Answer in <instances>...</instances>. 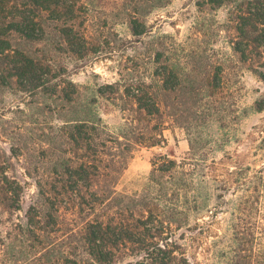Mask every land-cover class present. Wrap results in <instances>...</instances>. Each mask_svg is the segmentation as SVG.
<instances>
[{
  "label": "trees",
  "instance_id": "trees-1",
  "mask_svg": "<svg viewBox=\"0 0 264 264\" xmlns=\"http://www.w3.org/2000/svg\"><path fill=\"white\" fill-rule=\"evenodd\" d=\"M108 1L118 5L120 18L133 35L145 34L143 17L154 0ZM95 2L0 0V63L11 68H1L0 81L16 79L32 91L43 89L47 85L43 77L54 78L64 70L57 57L99 52L98 36L88 31ZM169 3L157 0V7ZM204 5L230 7L229 22L238 35L234 50L264 82V57H247L264 48V0H199L198 6ZM21 39L41 42L44 49L32 51ZM169 76L164 78L166 84L171 79L183 88L182 96L188 93L190 99L196 98V91L186 89L184 78ZM45 91L49 104L63 113L64 125L41 135L43 142H49L43 151L49 153L51 167L44 174L45 184H37L24 223L12 220L21 209L24 188L8 172L10 156L0 153V252L10 264H203L210 260L213 264H264L260 200L253 195L260 187L254 185L250 190L249 175L238 172L240 179L233 181L234 172H230L229 178H222L215 159L209 161L207 142L192 138L182 160L160 155L152 161L141 191H120L118 185L130 159V140L108 135L86 111L82 114L69 107L79 105V99H71V92L58 93L53 87ZM126 93L137 110L151 118L160 116L158 93L140 87ZM257 104L258 110L264 108L263 101ZM160 127L157 123L148 132H152L149 146L160 144ZM10 151L13 156L15 149ZM256 174L263 184L264 166ZM234 185L242 195L231 201L225 192ZM225 209L230 214L226 244L222 246L218 238L214 257L208 258L205 239ZM5 214L11 218L3 219Z\"/></svg>",
  "mask_w": 264,
  "mask_h": 264
},
{
  "label": "rangeland",
  "instance_id": "rangeland-1",
  "mask_svg": "<svg viewBox=\"0 0 264 264\" xmlns=\"http://www.w3.org/2000/svg\"><path fill=\"white\" fill-rule=\"evenodd\" d=\"M101 1L96 0L92 6L88 25L89 33L99 38V52L57 57L64 70L54 78L43 77L42 83L47 84L43 89L32 91L16 79L0 81V153L10 156L8 172L25 191L21 209L13 214L12 220L25 222L37 184L46 182L44 174H48L51 165L49 153L43 148L48 149L49 142H43L41 135L64 125L63 113L49 104V95L44 94L53 87L58 93L63 89L71 92V99H79V105L69 107H76L82 114L86 111L108 135L114 138L123 135L130 140V159L118 185L120 191H141L156 157L168 155L182 160L192 138L207 142L209 161L215 159L222 178L227 179L234 172L232 179L238 181L242 171L252 178L250 190L254 185L260 187L253 195L260 200V235L264 247V183L256 174L264 166V108H257L258 102L264 104V82L252 72L249 62L240 61V54L234 50L238 35L235 25L229 22L230 7H199V0H170L168 6L159 8L154 0L143 17L145 34L135 36L120 18L118 5ZM21 40L32 51L44 49L41 42ZM260 52L247 57H264V48ZM1 68L11 69L3 62L0 74ZM170 73L184 78L186 89L196 91V98L190 99L188 93L182 96L183 88L171 79L166 84L164 78ZM138 87L158 93V118L137 110L136 102L127 95L126 92ZM74 91L77 93L72 95ZM60 105L68 108L67 103ZM157 123L161 125L159 133L163 130L160 144L149 146L152 140L148 136L152 132H148ZM6 131L12 134H4ZM226 193L231 201L242 195L235 185ZM229 217V209L218 214L217 224L205 239L210 251L208 258L214 257L218 238H222V246L226 244ZM199 258L202 261V256ZM213 263L210 260L203 264ZM0 264H10L2 252Z\"/></svg>",
  "mask_w": 264,
  "mask_h": 264
}]
</instances>
